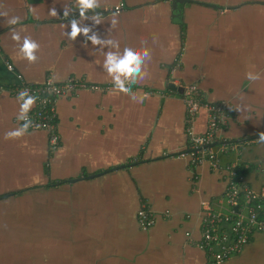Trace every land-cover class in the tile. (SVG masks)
<instances>
[{
  "label": "crops",
  "instance_id": "1",
  "mask_svg": "<svg viewBox=\"0 0 264 264\" xmlns=\"http://www.w3.org/2000/svg\"><path fill=\"white\" fill-rule=\"evenodd\" d=\"M120 4L115 28L112 13L101 16V24L86 19L81 26L122 48L147 42V76L131 86L138 96L147 94L143 103L111 90L99 46L83 34L74 41L64 35L79 18L76 0H0V11L8 12L0 16V196L8 194L0 199V264H212L199 246L203 218L207 210L220 218L217 233L228 237L227 245L232 226L225 218L236 210L224 199V169L237 165L241 184L255 193L264 186V143L258 142L264 0H191L177 7L171 0H101L95 12ZM65 6L72 9L68 18ZM53 7L58 17L49 14ZM12 16L20 23L8 25ZM11 28L40 44L37 62L23 58ZM249 71L261 78L248 80ZM49 79H79L104 90L58 100L55 150L44 131L6 140L5 133L19 127L14 88ZM190 85L204 102L229 103L227 124L211 148L221 171L191 162L182 100ZM207 123L200 110L194 132L204 134ZM107 170L114 171L69 183ZM143 204L154 214L148 230L138 221ZM223 264H264V234L251 235L243 254Z\"/></svg>",
  "mask_w": 264,
  "mask_h": 264
},
{
  "label": "built area",
  "instance_id": "2",
  "mask_svg": "<svg viewBox=\"0 0 264 264\" xmlns=\"http://www.w3.org/2000/svg\"><path fill=\"white\" fill-rule=\"evenodd\" d=\"M117 7H119L121 12L123 9L122 4L108 9L106 13L99 11L97 13L100 16H104L115 11ZM95 13L89 11L86 15ZM18 78L20 79V77ZM23 89L29 90L30 94L38 97L35 107L29 112V117L34 125H39V127H30L28 131L47 132L51 150H55L60 142V136L56 132L55 114L58 100L70 93L81 90H104L101 86L90 85L79 79H68L62 83H56L49 79L39 86L27 85L21 81L20 85L14 88L13 95L17 97L18 92ZM182 100L186 111V134L193 150L191 162L193 164L208 162L214 171L223 170L210 146L215 142L218 130L227 124L229 117L228 103L218 102L212 104L202 101L197 87L194 85L185 87ZM200 110L206 111L208 117L207 129L202 135L194 132V122ZM16 122L19 126L23 123V121L19 120ZM224 171L229 179L224 199L231 208H236L238 212L236 214L232 213L231 216L225 218L226 221L231 222L232 226V237L226 245L228 237L217 233L216 225L220 222V218L207 210L203 218V237L199 246L210 253L212 264H221L239 255L254 232L264 233L263 212L262 218L258 217V212L264 209V186L259 193H255L242 185L241 170L235 164L226 167ZM241 199L242 205L238 207ZM242 209L244 212H242ZM234 215L236 217H233ZM138 221L142 230H148L154 224V214L145 204L138 211ZM216 247H220L218 251H214Z\"/></svg>",
  "mask_w": 264,
  "mask_h": 264
},
{
  "label": "clouds",
  "instance_id": "3",
  "mask_svg": "<svg viewBox=\"0 0 264 264\" xmlns=\"http://www.w3.org/2000/svg\"><path fill=\"white\" fill-rule=\"evenodd\" d=\"M76 6L79 12V18H72L69 21L70 32L65 31L64 35L68 39L74 41L79 35L83 34L91 41L93 46H99V51L103 54V68L107 74L111 77V80L115 88L124 94L131 97L134 102L143 103L147 94L138 96L136 93L131 91V86L143 81L147 76V65L152 60V52L146 46L147 42L142 41L141 47H135L131 44H125L123 48L118 40L105 38L101 39L96 32L92 31L90 27H82V21L86 19H91L95 24H101V16L99 13H95V10L101 7V0H76ZM2 7V5H0ZM93 11L95 14L91 17L87 16L86 13ZM72 9L68 6L64 7L63 17L68 18ZM49 14L52 17H58V13L53 7L49 10ZM111 18V28H115L119 23L118 17L120 15L119 7L112 12ZM0 16L7 17L8 12L0 11ZM19 16H12L7 19L8 25H16L20 23ZM69 24L65 25V28L69 27ZM11 39L17 43L19 46V52L22 54L23 58L29 63H35L38 60L37 52L40 49V44L34 40L29 35L21 36V33L15 28H11ZM110 32V29H108ZM92 33L89 35V33ZM158 42V37L153 36V43ZM107 48V51L104 49ZM11 70V66H9ZM246 78L250 81L259 80L260 74L253 73L251 71L245 74ZM17 102L19 103V112L17 114V120L23 121V123L8 132L5 133V139H18L23 137L28 133L30 127H39V125H34L32 119L29 117V112L35 106L38 99L37 96L30 94L29 90L23 89L17 94ZM239 110V109H237ZM259 143H264V132L259 133Z\"/></svg>",
  "mask_w": 264,
  "mask_h": 264
},
{
  "label": "water",
  "instance_id": "4",
  "mask_svg": "<svg viewBox=\"0 0 264 264\" xmlns=\"http://www.w3.org/2000/svg\"><path fill=\"white\" fill-rule=\"evenodd\" d=\"M188 2H191V0H171V4L173 5V7H177L179 4H180V6L182 5H184L185 3H188ZM171 87V86H170ZM173 88V87H172ZM116 88H111V90H115ZM174 89V88H173ZM110 90V91H111ZM82 92H85V90H81V91H77V92H75V93H70V94H68L67 96H65V97H62L61 99H74V98H76V97H78ZM97 93H101L100 91L99 92H97ZM228 107H229V109H230V106H229V103H228ZM227 145H231V143L230 144H227ZM213 144L210 146L211 148H213ZM117 169H119V168H117ZM116 169V170H117ZM115 170V169H114ZM114 170H107V171H104V172H101V173H98L97 175H94V176H86V177H84V178H78V179H74V180H70L69 181V183L70 184H73V183H76V182H79V181H81V180H84V179H93L94 177H98V176H101V175H103V174H106V173H109V172H111V171H114ZM12 195V194H11ZM10 195V196H11ZM7 196H8V194H6V195H3L1 198H7ZM256 234H264V233H260V232H254L253 234H252V236L254 237ZM247 246H248V244H246L245 246H244V248H243V250H242V252L239 254V255H237V256H234V257H232V258H230L229 260H231V259H233V258H236V257H238V256H240V255H242L243 254V252L245 251V249L247 248ZM228 261V260H227ZM227 261H225V262H227ZM225 262H223V263H225ZM223 263H221V264H223Z\"/></svg>",
  "mask_w": 264,
  "mask_h": 264
},
{
  "label": "trees",
  "instance_id": "5",
  "mask_svg": "<svg viewBox=\"0 0 264 264\" xmlns=\"http://www.w3.org/2000/svg\"><path fill=\"white\" fill-rule=\"evenodd\" d=\"M242 205V199L239 201L238 207H240ZM238 211L234 210V213L236 214ZM262 212H263V218H264V209L262 211L258 212V217L262 218ZM233 217H236L235 215Z\"/></svg>",
  "mask_w": 264,
  "mask_h": 264
},
{
  "label": "flooded vegetation",
  "instance_id": "6",
  "mask_svg": "<svg viewBox=\"0 0 264 264\" xmlns=\"http://www.w3.org/2000/svg\"><path fill=\"white\" fill-rule=\"evenodd\" d=\"M2 196H0V199H1Z\"/></svg>",
  "mask_w": 264,
  "mask_h": 264
}]
</instances>
